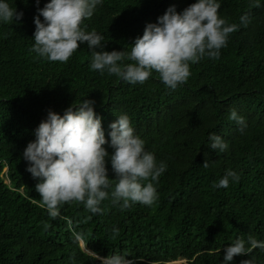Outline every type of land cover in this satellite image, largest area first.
<instances>
[{
    "label": "trees",
    "instance_id": "1",
    "mask_svg": "<svg viewBox=\"0 0 264 264\" xmlns=\"http://www.w3.org/2000/svg\"><path fill=\"white\" fill-rule=\"evenodd\" d=\"M195 2L102 0L83 27L104 36L106 51L130 52L170 6L182 12ZM219 2L227 23L239 25L246 15L247 26L230 34L218 60L192 64L188 82L173 91L157 73L130 85L91 70L86 42L67 63L38 57L31 51L35 0H9L24 15L20 23L0 24V264H101L93 252L126 255L136 264H221L223 247L237 238L264 242V0ZM83 99L95 101L109 143V125L127 114L146 150L166 163L158 181H143L157 190L151 206L121 210L109 196L102 214L74 201L60 207L57 219L48 215L23 152L49 110L63 115ZM233 110L246 126L229 119ZM210 133L228 143L227 151L208 148ZM107 167L111 191L110 160ZM228 169L239 181L214 187ZM247 259L264 264V250L234 258L235 264Z\"/></svg>",
    "mask_w": 264,
    "mask_h": 264
},
{
    "label": "clouds",
    "instance_id": "2",
    "mask_svg": "<svg viewBox=\"0 0 264 264\" xmlns=\"http://www.w3.org/2000/svg\"><path fill=\"white\" fill-rule=\"evenodd\" d=\"M34 45L31 51L50 62L67 63L87 43L92 53L90 68L116 76L130 85H143L153 73L170 90L186 84L191 76V65L207 57L218 60L221 50L228 45L230 34L240 25L247 26L248 17L242 15L240 24L227 23L220 16L219 0H196L182 12L170 6L148 23L142 37H137L130 52L106 51L104 36L97 31H86L84 21L90 19L102 0H50L43 8L35 0ZM23 12L17 11L9 0H0V24L20 23ZM43 17V20H41ZM128 61V63H124ZM95 101L74 102L63 113L49 110L35 130V140L23 152L27 171L39 182L35 191L51 219L60 217V207L80 202L92 214H102V203L111 196L113 204L127 210L133 204L151 206L157 199L155 181L166 171L163 161L157 162L153 152L146 150L145 141L135 133L127 114L117 116L109 125L110 143L105 138L102 117L94 110ZM229 119L246 126L245 118L235 110ZM105 145L113 152L110 154ZM228 143L218 134L210 133L208 148L223 153ZM115 174L114 190L110 183L107 162ZM204 167H209L206 160ZM240 176L226 170L216 188H228ZM153 181L143 183V181ZM45 229L50 225L45 224ZM264 250V242L251 236L237 238L223 247L221 264H235L237 256H249L254 249ZM101 264H136L122 254L99 257ZM241 264H253L242 260Z\"/></svg>",
    "mask_w": 264,
    "mask_h": 264
},
{
    "label": "rangeland",
    "instance_id": "3",
    "mask_svg": "<svg viewBox=\"0 0 264 264\" xmlns=\"http://www.w3.org/2000/svg\"><path fill=\"white\" fill-rule=\"evenodd\" d=\"M6 181L8 182V179H6ZM183 262H185V260H177V261H174L173 264H182Z\"/></svg>",
    "mask_w": 264,
    "mask_h": 264
}]
</instances>
